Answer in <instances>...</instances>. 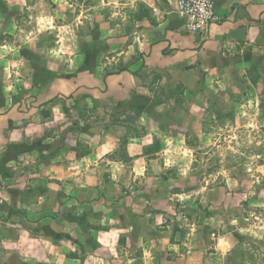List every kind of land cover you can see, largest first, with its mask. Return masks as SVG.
<instances>
[{
  "label": "crops",
  "instance_id": "0c3cea01",
  "mask_svg": "<svg viewBox=\"0 0 264 264\" xmlns=\"http://www.w3.org/2000/svg\"><path fill=\"white\" fill-rule=\"evenodd\" d=\"M216 11L190 33L176 0H0V264H203L200 226L153 240L177 204L150 193L179 120L264 64V0Z\"/></svg>",
  "mask_w": 264,
  "mask_h": 264
},
{
  "label": "rangeland",
  "instance_id": "374dc122",
  "mask_svg": "<svg viewBox=\"0 0 264 264\" xmlns=\"http://www.w3.org/2000/svg\"><path fill=\"white\" fill-rule=\"evenodd\" d=\"M5 30L4 20L0 35ZM242 70L236 88L225 85L220 100L216 96L204 105L205 118L179 120L188 128L184 148L160 157L173 156L175 165L153 166L156 179L150 194H175L171 201L177 204L175 215L153 216V240L168 225L169 234L186 238L200 226L207 243L203 264H264V64L248 62ZM185 194L190 195L178 197ZM174 246L175 253L186 249ZM223 246L221 261L213 254ZM198 249L190 247L196 253ZM156 252L157 259L175 258L174 251Z\"/></svg>",
  "mask_w": 264,
  "mask_h": 264
},
{
  "label": "built area",
  "instance_id": "2783aa9c",
  "mask_svg": "<svg viewBox=\"0 0 264 264\" xmlns=\"http://www.w3.org/2000/svg\"><path fill=\"white\" fill-rule=\"evenodd\" d=\"M216 2L217 0H176V11L186 20V30L190 33H199L210 24L219 22ZM1 192L0 182V198Z\"/></svg>",
  "mask_w": 264,
  "mask_h": 264
}]
</instances>
